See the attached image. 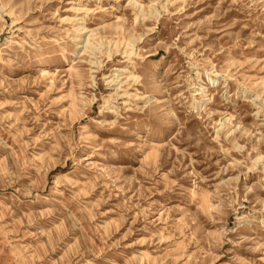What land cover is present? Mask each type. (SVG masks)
I'll use <instances>...</instances> for the list:
<instances>
[{
	"label": "rangeland",
	"instance_id": "obj_1",
	"mask_svg": "<svg viewBox=\"0 0 264 264\" xmlns=\"http://www.w3.org/2000/svg\"><path fill=\"white\" fill-rule=\"evenodd\" d=\"M0 264H264V0H0Z\"/></svg>",
	"mask_w": 264,
	"mask_h": 264
},
{
	"label": "bare ground",
	"instance_id": "obj_2",
	"mask_svg": "<svg viewBox=\"0 0 264 264\" xmlns=\"http://www.w3.org/2000/svg\"><path fill=\"white\" fill-rule=\"evenodd\" d=\"M210 81L214 82L215 79L209 78ZM205 89H203V93H204Z\"/></svg>",
	"mask_w": 264,
	"mask_h": 264
}]
</instances>
